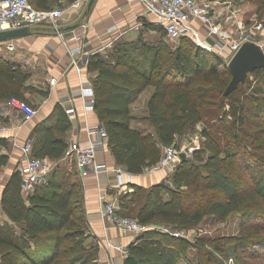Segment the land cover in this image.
Here are the masks:
<instances>
[{
    "label": "trees",
    "instance_id": "obj_1",
    "mask_svg": "<svg viewBox=\"0 0 264 264\" xmlns=\"http://www.w3.org/2000/svg\"><path fill=\"white\" fill-rule=\"evenodd\" d=\"M75 1L29 0L41 10L64 9ZM262 1L258 9H264ZM143 28L149 29L145 24ZM161 41L141 44V58L136 45L116 44L107 57L94 54L87 61L94 73L92 108L106 130L111 155L127 173L151 168L164 147L177 148L178 137L203 125L200 148L180 159L168 182L133 184L115 196L118 213L148 226L126 246L122 264H222L209 241H191L173 232L194 228L206 217L225 221L234 213L243 227L233 250L259 264L256 258L264 259V68L223 95L231 76L218 55L185 38L162 68ZM27 76L2 62L0 101L18 99L21 88L30 89L25 86ZM147 87L152 92L145 120L153 132L131 126V105ZM56 111L53 121L35 126L32 156L56 161L63 157L70 121L62 108ZM58 165L29 195L21 192L18 171L5 184L0 195V264H99L98 245L87 231L81 182L73 167ZM190 250L195 252L194 263Z\"/></svg>",
    "mask_w": 264,
    "mask_h": 264
},
{
    "label": "crops",
    "instance_id": "obj_2",
    "mask_svg": "<svg viewBox=\"0 0 264 264\" xmlns=\"http://www.w3.org/2000/svg\"><path fill=\"white\" fill-rule=\"evenodd\" d=\"M64 10L59 32L48 24H40L30 26L29 35L13 39L15 44L13 51L6 50L3 42L0 43V64L4 62L5 65H12V68H18L28 74L25 86L30 89L21 88L17 100L29 104L36 110L35 117L24 122L21 119L22 114H14L12 110L9 115L3 113L4 106L10 98L0 101V126L5 128L0 135V160H5L4 164H0V195L11 174L23 164L20 147L28 138L33 137L37 123L54 120L57 107L62 108L64 112L73 109L71 115L65 112L70 121V129L64 134L68 143L70 141L87 143L89 139L87 127L99 124L93 108L87 106L91 96L88 92L82 91L83 87L91 85L94 73L88 70L84 62L78 63L81 69L79 72L71 64L70 50L78 46L77 39L73 36L82 37L83 52L87 59L94 54L107 57L116 44L125 46L134 44L136 48H140L141 35L151 36L156 25L155 18L145 14L141 4L135 0H95L86 14L85 4L79 5L78 8L69 5ZM137 21H141L142 26L136 30L132 27ZM83 24L87 26L84 27ZM143 24L149 29L143 28ZM71 25L76 27L66 30V27ZM51 77L57 79L56 84H50ZM151 92L152 87H147L133 101L131 105L133 119L147 116L144 109L143 116L134 114L133 111L138 101L146 104ZM131 126L133 127L132 121ZM96 161L107 168V171L98 176L90 169H78L74 162L68 163L67 159L62 157L59 164L67 169L73 167L81 182L87 231L91 236L90 240L98 245V263L122 264L124 256H119L112 249L104 250L103 246L107 241L127 246L134 236L122 234L106 224L100 215L103 201L99 195L104 192L107 200L116 199L115 196L120 192L131 190L130 185L149 187L159 183L166 173L151 168L145 169L141 174L127 173L123 167L116 164L107 142L98 150Z\"/></svg>",
    "mask_w": 264,
    "mask_h": 264
},
{
    "label": "built area",
    "instance_id": "obj_3",
    "mask_svg": "<svg viewBox=\"0 0 264 264\" xmlns=\"http://www.w3.org/2000/svg\"><path fill=\"white\" fill-rule=\"evenodd\" d=\"M139 2L145 14L155 18V23L164 32L165 39L176 45L182 39L190 40L196 47L207 52L218 55L227 64L240 46L245 41H252L261 47L260 40H264L263 24L250 17L245 20L242 17L240 2L245 0H135ZM87 0H76L70 7L78 8ZM65 10L54 8L50 10L36 9L29 0H0V32L7 29L30 27L40 24H48L59 32L60 21L64 17ZM86 27V24H83ZM141 21H137L132 28L139 29ZM77 39L78 46L70 50L71 64L79 72L81 69L78 63L81 61L87 64L88 59L83 52L84 42L82 37L73 36ZM6 50L13 51L15 44L13 39L3 42ZM262 49V48H261ZM263 51V50H262ZM51 85L56 84L57 79L51 77ZM82 91L88 92L91 96L87 106L92 107L93 93L91 85L83 87ZM22 114V121L31 120L36 115V110L29 104L10 98L4 106L3 113L9 115ZM66 114L71 115L73 109H67ZM14 130L16 127L13 128ZM5 128L0 126V135ZM88 142L82 144L78 141H70L63 154V159H71L80 170L90 169L95 175H99L107 168L96 161L98 150L106 144L107 133L100 124L87 127ZM32 138H28L20 147L22 165L17 171L20 176V189L24 195H29L35 189L47 182L51 171L59 164L48 157L32 156ZM180 153L175 146L170 145L162 149L158 162L151 170L164 171L169 174L180 161ZM119 172H117L118 174ZM121 183L120 174L118 175ZM103 204L100 208V215L107 225L119 230L122 234L137 236L148 226L140 224L135 218L123 216L118 213L115 199L107 200L104 192L99 195ZM163 230H167L163 228ZM178 236L177 231L173 232ZM133 240V238H132ZM104 250L112 249L124 256L126 246L107 241Z\"/></svg>",
    "mask_w": 264,
    "mask_h": 264
},
{
    "label": "rangeland",
    "instance_id": "obj_4",
    "mask_svg": "<svg viewBox=\"0 0 264 264\" xmlns=\"http://www.w3.org/2000/svg\"><path fill=\"white\" fill-rule=\"evenodd\" d=\"M88 1V0H87ZM85 5L87 4L84 3ZM261 4H263V1L260 0L258 2L257 0H245L240 2V7L242 10V17L247 20L250 17H254L256 20L260 21L262 24H264V9H258L260 8ZM84 6V5H83ZM63 9L61 6H56ZM67 8V7H66ZM64 8V9H66ZM154 30L151 32V36H145L141 35V44L153 45L158 42V40H163L162 42V49L161 52L164 54V58L162 60V68L166 67L168 63L170 62L171 53L174 52V49L176 47V43L170 42L167 39H165L164 32L160 29L159 25H154ZM264 27V25H263ZM142 32V29H141ZM191 42V41H190ZM261 43V48L264 52V40L258 41ZM183 45H186L187 42H181ZM193 44V43H192ZM190 48H192L191 44H188ZM136 55L141 58L143 56V50L142 45L140 48H137V51L135 53ZM170 57V58H169ZM250 76L249 78H251ZM143 109L144 112H146V106L142 101H138L135 104V110L133 111L134 114H137L139 116H143ZM133 127L145 130L146 132H153L152 128L148 124V122L145 120V117L143 118H134L132 120ZM203 127L202 124H196L191 130H189L187 133L181 135L176 139V147L179 151L183 152L185 156H189L192 151L200 148L202 143V136L200 135V129ZM68 163H72L73 160L67 159ZM60 164L58 165V167ZM62 168V165L59 167ZM152 168V167H151ZM170 174V173H169ZM166 174L162 178V182H168L170 179V175ZM264 211V209H263ZM131 216V215H129ZM241 221V217L238 213H234L230 215L225 221H219L216 220L213 217H206L198 226L186 230L177 231L178 233H182L191 241H195L197 239H204L205 241H209L216 258L222 262V264H244L243 260L248 261V264H253L250 259L245 258L244 256H240L239 254H236L233 250V242L235 239L240 235V231L243 227ZM162 227V226H161ZM260 236L264 237V229L261 230ZM218 246L220 248L219 250H216L214 246ZM116 251V250H115ZM119 256L123 257L120 255ZM191 262H195V252L194 250H190L188 254ZM262 256L264 257V252L262 253ZM256 262L259 264H264V259L256 258ZM259 260V261H258ZM261 260V261H260ZM111 264H118L116 262H112Z\"/></svg>",
    "mask_w": 264,
    "mask_h": 264
},
{
    "label": "water",
    "instance_id": "obj_5",
    "mask_svg": "<svg viewBox=\"0 0 264 264\" xmlns=\"http://www.w3.org/2000/svg\"><path fill=\"white\" fill-rule=\"evenodd\" d=\"M95 0H88L85 13H88ZM76 25L67 26L66 30L74 29ZM31 32L29 27L7 29L0 32V43L12 39H17ZM226 68L230 74V80L223 91V95H228L244 84L247 75L256 69L264 68V52L261 47L252 42L245 41L227 63ZM185 157L183 152L180 153V159Z\"/></svg>",
    "mask_w": 264,
    "mask_h": 264
}]
</instances>
